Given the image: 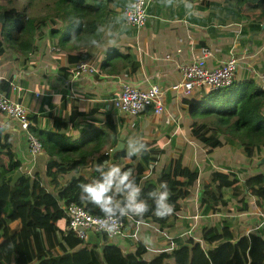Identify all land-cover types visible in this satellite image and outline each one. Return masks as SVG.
Returning a JSON list of instances; mask_svg holds the SVG:
<instances>
[{
	"label": "trees",
	"instance_id": "16d2710c",
	"mask_svg": "<svg viewBox=\"0 0 264 264\" xmlns=\"http://www.w3.org/2000/svg\"><path fill=\"white\" fill-rule=\"evenodd\" d=\"M31 1L33 0L28 2ZM37 1H45V8L52 12L54 25H58V20L63 23V32L58 41L61 46L73 35L79 41H86L90 34H94L97 24L108 21L113 5L121 8L125 6V0ZM199 1L204 6L212 3L211 0ZM234 1L239 5L238 9L223 7L229 16L232 19H249L251 17L248 16H253L251 27L261 29L264 24V0ZM250 2H254L251 8ZM247 8L252 9L253 13L247 12ZM77 20L80 22L77 23ZM45 22L44 17H29L23 7L6 8L0 3V56L4 54L5 46H8L22 55V58H26L27 53L35 47V34H39V29ZM57 32L54 26L51 34ZM113 56L114 52L101 64V68L111 66L109 63ZM89 57L87 50H80L68 53L66 60L67 63L75 65ZM124 57L130 58L128 55ZM128 62L131 70H136L139 66L133 59ZM10 89L8 81L0 80V90L8 94ZM200 91L205 93L196 101L184 98L182 103L187 105V113L193 118L189 124L190 135L202 143L208 152L230 143L231 140L223 139L219 128L213 122L199 121L198 118L202 116H213L217 125L242 136V152L248 158L252 157L255 150L264 148V90L252 78L235 80L229 87L215 91ZM83 115L84 112L72 109L69 122L62 118H53V131L33 129L47 155L45 175L50 178L51 190L41 185L38 173L34 174L32 181L25 173H21L17 182L11 185L13 175L20 171L21 163L13 151L9 136L4 130L0 131V169L4 172V175H0V222L3 224L7 220H18L21 208L24 209L23 222L9 231V239L0 243V264H264V224L254 232L240 234L228 217L204 225L200 230L201 241L193 237H173L172 249L161 251L151 261L144 258L146 248L140 242L134 251L127 253L112 244L104 245L98 252L96 246L90 248L86 241L78 239L73 232L60 230L58 223L66 224L63 203L75 202L90 214L103 215L97 207L81 200L79 185L88 183L99 175L95 171L97 164L106 162L110 165L116 164L122 158L129 159L124 148L117 150L112 156L108 153L96 156L93 150L100 146L98 143L86 148L85 144L88 142L76 143L65 133H61V130ZM144 142L148 151L141 156L132 157L121 168L133 170L136 182L142 186L141 198L148 201L150 209L142 219L128 217L122 221L127 222L129 218L132 221L150 218L163 229L171 226L178 212L185 207L186 198L191 194L200 173L197 167L184 165L182 153L178 152L176 157L163 165L156 177H146L147 166L151 165L152 172H156L159 154L164 151L156 148L154 141ZM83 168H91V175L86 179L79 174V170ZM152 172L150 173L153 174ZM71 173L75 175L73 179L69 176ZM234 173L211 170L208 179L203 182L199 208L207 213H218L223 208L230 212L228 199L224 197V192L229 190L230 198L242 203L235 210L247 209L248 199L245 195H251L256 197L255 206L264 213V173L251 175L242 183ZM66 175L69 177L63 179ZM161 182H167L170 190L169 203L174 206L173 213L165 218L153 214L154 205L148 198V193L157 189ZM29 190L30 194L25 196V192ZM201 242L208 243L209 246L204 247ZM32 245L36 250L34 255L31 251ZM13 252H18L19 256L14 257Z\"/></svg>",
	"mask_w": 264,
	"mask_h": 264
},
{
	"label": "crops",
	"instance_id": "0c3cea01",
	"mask_svg": "<svg viewBox=\"0 0 264 264\" xmlns=\"http://www.w3.org/2000/svg\"><path fill=\"white\" fill-rule=\"evenodd\" d=\"M154 12V6L150 4L148 10L149 17L145 27L139 30L127 28L124 34L120 36L118 39L119 42L117 43H122L121 47L124 51H121L123 53L120 54V52L119 56L117 55L118 52H114L115 56L111 58L109 63L114 64L116 69H111L113 66L111 67L110 65L101 68V63L100 65L98 64V66L96 65L97 71L94 73H83L79 77H72L71 69L74 65L67 63L66 56L68 53H73V50L66 52V54L56 53V51H61L62 49L59 47L61 46L60 44L58 46L59 48L57 47L55 43L57 38L55 37H58L59 41V35L56 36V33L54 35L51 34L52 29L49 33L45 30H39V34H35V47L27 53L26 58H22V55H19V53L5 47L4 54L0 56V80L12 81L21 88L18 91H14L12 87H10L11 89L8 96L20 101L27 108L31 121L30 131L34 133V128L53 131L54 117L62 118L64 121L69 122L72 109H76L84 112V115L79 116L67 128L61 130V133H65L73 142H88L85 144L86 148L88 145L98 143L100 146L96 150H93V154L96 156L102 153H108L112 156L114 154L112 151L113 148L119 141L122 142L123 140L122 129L129 130V127L124 125L122 128L120 114L123 113L113 107L111 98L119 91L120 84L123 81H127L138 87H147L151 84H156L163 89L164 95L166 96L165 113L153 115L151 111L146 110L138 117H134V121H131L128 125L134 127L137 125L136 122H138L139 119L144 118L151 124L147 125L148 131L143 132L145 136L142 138L143 141H155L153 145H156L158 142L160 144L164 143V138L166 137L171 139L177 131L178 126H176L173 131L168 132L167 135L162 134V130L163 128L165 129L166 126L163 125L162 117L168 116L167 114L170 113L173 103H181V106L184 105L182 103L184 98H175L174 93L169 89L171 83L180 79L178 64L181 62H189L194 59L199 54V47L203 44L210 42L213 46V44H218V42H220V38H227L222 37L223 35L208 37V35L212 33L211 31H213L212 27H210L209 30L206 28L207 31L204 32V36L206 37H201L199 40H193L192 36L189 38L187 37V40L184 38L180 41L170 40L166 34L167 40L163 39L160 41L157 38V34L150 37L147 35H139L138 33L140 32L154 30L152 25V22H154ZM196 19L194 23H199L200 20ZM262 26H264V24H262ZM59 32L62 33L63 29L62 31L58 30L57 33ZM46 33L47 36L44 37ZM187 33L188 30L186 29V35H188ZM237 33L239 36L242 35L240 31H236L235 36ZM170 35L172 37L174 36V34ZM182 35L184 36V33H182ZM165 36H163V38ZM39 37L42 38L38 39ZM222 41L220 43L221 45L216 47L215 58L208 61L209 66L215 65L218 60L222 61L226 59L224 55L229 46L228 42H226L227 40ZM147 48L148 51H146ZM235 48H238L236 44L232 45L230 50L233 51ZM222 50L224 51V55L219 54ZM230 50H228L229 53ZM89 53L90 57L85 61L92 63L94 55L91 52ZM236 53H238L242 59H240L241 66L237 70L235 80L240 81L245 78H252L258 86L256 77L258 73L264 70V68L260 72L255 70V64L260 66V60L257 56L252 57L249 53L246 54L245 50ZM124 55L130 56V58H125ZM166 55H169L168 59H166ZM108 57L109 56H107V58ZM114 59H133L137 61L139 66L136 70H131L128 60L127 64L123 66L113 63L112 60ZM120 68H124L126 71L125 77L121 76L119 72ZM57 97L60 99L57 100L56 104L54 101ZM190 123L191 122L188 124ZM0 124L7 125V129L4 130V133L9 136L13 151L21 163L20 172L25 173L30 181L33 180L34 174L38 173L41 177V185L51 190L50 178L45 175L47 155L44 150L42 153L32 154L27 146L25 131L19 127L17 122L7 119L2 113H0ZM117 125H120L119 128H117ZM113 128H115V130H113ZM79 138H83V141L79 142ZM115 138H117L116 142L114 141ZM159 139H161V141H158ZM169 139H167V142H169ZM197 141L198 140L195 139L194 143ZM194 143L192 144L196 145ZM162 148H165V146H161V149ZM220 149L223 150L222 153H218ZM185 151H187L188 154H186ZM193 151L194 153H189L188 149H184L179 153H182V162L184 165L198 168L200 175L196 183L197 186L195 185L192 188L191 194L186 198L185 207L178 212L177 218L171 226L160 229L159 225L150 218L136 226L131 219H128L126 227L119 237L108 242L107 240H103L104 238H102V236L95 234V237L94 235L91 236V240L86 242L87 245L90 246V248L96 246L97 251L100 252L104 245L112 244L119 247L123 253H127L134 251L137 243L140 242L146 248V252L143 255L144 258L151 261L161 252L160 250L173 244V237L179 236L182 239L189 237L194 238L196 234V236L200 237V230L204 225L219 222L225 217L230 219L232 226L237 228L240 234H247L261 228L264 224L261 218L263 212L255 206V200H253V198H250L252 200H248L247 209L237 213L238 217L241 216V221L240 225H238L239 223L235 225L237 218H234L233 215L235 214H232V210L241 206V202L232 200V203L230 201V196L228 198L224 196L228 199L231 211L227 212L225 208H223V211L218 213H212L211 211L207 213L203 208H199V202L197 203L198 198H194L192 193L196 190L200 200L203 182L208 179L210 171L213 169L235 172L234 174L240 179V183L251 175L260 172L264 173V150H255L252 157L248 158L239 147L230 142L211 152H208L201 143V145L197 146ZM171 158L169 157L163 165ZM121 160H125V162L129 161V159L122 158L117 161L116 164L118 165ZM186 160H188L189 163ZM203 164L207 165L205 171H203ZM162 167H160V169ZM159 170L152 173H158ZM79 174L83 179H86L91 175V168L80 169ZM69 176L71 179L75 177L73 173L69 174ZM69 176L66 175L63 179H67ZM200 180H202L201 184L199 183ZM21 220L22 219L19 218L16 221H5L3 225L7 224V227L10 228L8 230L10 231L18 225L17 222L21 224ZM12 226L14 227L11 229ZM58 226L60 230L66 228V224L63 225L62 222L58 223ZM6 237L8 238V235L3 233L0 243L7 240ZM146 238L147 242H145ZM208 246L209 244L207 243V247Z\"/></svg>",
	"mask_w": 264,
	"mask_h": 264
},
{
	"label": "rangeland",
	"instance_id": "374dc122",
	"mask_svg": "<svg viewBox=\"0 0 264 264\" xmlns=\"http://www.w3.org/2000/svg\"><path fill=\"white\" fill-rule=\"evenodd\" d=\"M28 1L29 0H0V3L6 8H9L11 6L23 7L25 9L26 14L29 17H34V18L44 17L46 19V22H45V25L39 29L40 31L45 30L49 33L50 30L53 28V26H56V28L59 31H62V29L64 27L63 23L61 21H59L56 16H54L58 20V25H54L55 21L51 18L52 12H50L48 9L45 8V4H44L45 1L44 2L37 1V0H33L31 2H28ZM211 1H212V3L209 6H204L202 3H200L199 0L191 1L194 5L195 15H193L192 17L189 18V17L185 16L184 9H183L182 5H179L176 7H171V8H165L159 3V0H152L151 4L154 6V10H155L154 22H152L154 30L153 31L152 30L144 31V32H140L138 34L139 35H147L149 37L157 34V38L160 41H162L163 39H166V36H165L166 34H167L168 39H170V40L180 41L183 38L187 40V37L189 38L190 36H192L193 40H199L201 37L202 38L206 37V36H204V32L207 31L206 28H208V30H209V28L212 27L213 31H211L212 33L209 34L208 37L223 35L222 37L227 38V39L220 38L219 39L220 42H218V44H213V47H219L221 45L220 43L222 40H227L226 42H228L229 48L226 50L225 55H224L223 50L220 51L219 54H223L224 57L227 58L229 55H231L230 54L231 52L234 54H237V56H239V54L236 52L245 50L246 54L249 53V55H251L252 57H254V56L258 57V59L260 60V66L255 64V70L257 72H260L264 68V26H262L261 29L252 28L251 22L253 21V16H248V17H251L249 19H244V18H240V17H236V18L232 19L231 16H229V14L227 13L226 9H223V7H233L234 9H238L239 5L236 4L234 0H211ZM253 3L254 2L249 3L250 8L252 7ZM112 9L113 10L110 14L109 19L111 17L121 13L122 8L113 5ZM246 11L249 12L250 14L253 13V10L249 9V8H247ZM247 12H245V13H247ZM196 18L200 19L199 23H194ZM184 28H186L188 30V33H187L188 35H186V29H184ZM262 28H263V30H262ZM236 31H240L242 33V35L239 36L237 33V35L235 36ZM169 33L174 34V36L172 37ZM182 33H184V36L182 35ZM123 34H124V32H123ZM57 35L60 36L61 32L56 33V36ZM37 36H39V35H37ZM46 36H47V33L45 34L44 37H46ZM163 36H165V37L163 38ZM42 37H39L38 39H40ZM55 38H57V40H55V43L58 47L59 46L58 37H55ZM117 42H119V41H117ZM222 42H225V41H222ZM189 43H190V41H189ZM209 44L212 46V44L210 42H209ZM234 44H236L238 48L237 49L235 48L233 51H231L230 47ZM121 46H122V43H119V44L117 43L116 46H114V47L106 45V47H108V50L106 52L103 51L102 49H95L94 50L95 55H94L93 60H92L93 62L91 61L92 64L94 66H96V65L98 66V64L100 65L101 63H103L106 60L107 56H110L111 53H113V52L120 53L121 51H124V49H122ZM5 47L9 48L8 46H5ZM59 47L62 49L61 50L62 52L58 50V51H56V53L66 54V52L71 51V50H73V52H78L80 50H87L85 40L71 41V39H69L68 43H66L63 46H59ZM12 50L13 49H11V51ZM228 50H230V53ZM146 51H148V48L146 49ZM166 51H169V50H166ZM122 53L123 52H121L120 54H122ZM112 62L115 63L116 65H123L124 66V64H127V59H121V60L120 59H114V60H112ZM144 64H145V62H144ZM111 67H112L111 69H113V68L116 69L114 64H111ZM119 72H120L121 76L125 77L126 71L124 70V68H120ZM203 93H205V92L200 91V92H197L195 94H192V95L186 97L185 99H188L189 101H196L199 97H201V95ZM170 110H171L169 113L170 115L167 114L168 116H166L168 119L165 116L162 117L163 118L162 119L163 125H166V126H165V129L163 128V130H162L163 132L162 131L161 132H162V134L167 135V133L170 131H173L176 126H178L177 127L178 129L171 139H169V137L165 136L166 138H164V143H162L163 145L160 144L159 142H158V144L154 145L158 149L161 148V146H165V148H162V150L164 152L159 154L160 160L158 163H156V170H159L160 167H162L163 163L166 160H168L169 157L170 158L176 157L177 153L182 152L184 149L185 150L188 149L189 153L190 152L194 153L193 149H195L197 146L201 145V143L198 141L194 143L195 139L190 136L188 123L191 122L193 120V118L187 113V105L181 106V103H178V104L173 103L172 109H170ZM120 115H121L120 120L122 121V128L124 125H127L126 127H129V130L122 129V134H123L122 142L124 144L126 143L127 139L130 136H138L141 138L145 137L143 135V132L148 131L147 125L151 124L147 119H144V118L139 119V121L136 122L137 123L136 126L130 127L128 124L131 121H134L135 118L134 117L132 118L130 116H126L123 114H120ZM198 120L199 121L213 122V124H215L219 128L221 136L223 139H225L226 141H228V139H230L231 142L235 146L239 147L242 150V144H241L242 136H240L237 133L231 132L229 130V128L227 129L224 126L217 125L216 121H215V117H213V116H202V117H199ZM153 125H155V124H153ZM158 125H160V124H158ZM167 139H169V142H167ZM78 141L82 142L83 138H79ZM148 141H150V140H148ZM158 141H161V139H159ZM192 143H194L196 145H193ZM261 150L263 151L264 148H261ZM222 152H223L222 149H220L218 151V153H222ZM185 153L188 154L187 151H185ZM186 161L189 163L188 160H186ZM125 163H126L125 160H121V162H119L118 165L120 167H122ZM203 165H204L203 171H205L207 165L206 164H203ZM147 170H148V172L145 174L146 177H148V176L156 177L158 175V173H154V174L150 173V172H152L151 165L147 166ZM0 175H4V172L2 169H0ZM199 183L201 184L202 180H200ZM196 186H197V184H196ZM199 188H200V186H199ZM229 193H230V191L226 190L224 192V196H226L228 198ZM29 194H30V190L26 191L24 195L28 196ZM192 196L194 198L197 197L199 200V194L197 195L196 190L193 191ZM245 198L248 200H252L250 198H253V200H255V197L251 196V195H245ZM198 200H197V203L199 202ZM230 201L232 202V199H230ZM20 212H21V216H22V217H20L22 219L21 220V223H22L23 219H24V209L21 208ZM239 212L240 211H236L235 209L232 210V214H235V215H233L234 218H237L235 225L237 223H239L238 225H240L241 216L238 217V215H237V213H239ZM7 222H10V221L7 220ZM17 224L19 225L20 222H17ZM209 224H211V223H209ZM13 227L14 226H12L11 229ZM8 229H10V228L7 227V224L3 225L2 222H0V239L2 238L3 233L8 235V238L6 237L7 239L10 238V233H9ZM196 235H194V238L198 239V236H196ZM31 251H32L33 255L36 253V250H34L33 245H32ZM13 256L18 257L19 256L18 252H13Z\"/></svg>",
	"mask_w": 264,
	"mask_h": 264
},
{
	"label": "built area",
	"instance_id": "2783aa9c",
	"mask_svg": "<svg viewBox=\"0 0 264 264\" xmlns=\"http://www.w3.org/2000/svg\"><path fill=\"white\" fill-rule=\"evenodd\" d=\"M152 0H135L137 7L129 12L132 17L127 28L139 30L145 27L148 21V10ZM125 6L122 11H125ZM216 47L205 43L199 47V54L189 62H181L178 64L180 79L169 85V89L174 93L175 98H186L200 90L215 91L218 89L229 87L235 80L237 70L240 68V56L230 53L225 60H218L215 65L209 66L208 61L215 58ZM169 55H166V59ZM97 67L89 61L80 60L71 69L72 77H79L83 73H94ZM258 86L264 90V70L258 73L256 77ZM10 87L14 91L21 88L19 85L8 81ZM113 107L125 115L138 117L146 110L151 111L153 115H161L165 113L166 96L163 89L156 84L147 87H138L123 81L120 84L119 91L111 98ZM0 113L7 119L17 122L19 127L25 131L27 146L32 154L43 152V144L41 140L30 131L31 121L27 108L18 100L11 98L8 94L0 90ZM233 172V171H231ZM62 207L66 214L65 231H71L74 235L86 241L88 233L92 232L96 235L104 237L108 242L119 237L126 222L120 221L119 229L113 235L102 231L98 225V220L103 217L95 216L88 213L85 208L75 202L63 203ZM264 222V213L261 214ZM131 219V218H129ZM132 220V219H131ZM144 220L133 221L136 226ZM248 234V233H247ZM201 241L200 237L195 239ZM204 247L206 243L201 242ZM169 245V243H168ZM174 244L166 246L160 251H169Z\"/></svg>",
	"mask_w": 264,
	"mask_h": 264
},
{
	"label": "clouds",
	"instance_id": "9594fccd",
	"mask_svg": "<svg viewBox=\"0 0 264 264\" xmlns=\"http://www.w3.org/2000/svg\"><path fill=\"white\" fill-rule=\"evenodd\" d=\"M165 8L183 6L186 17L195 15L194 5L191 0H159ZM137 7L135 0H125V11L111 17L108 21L97 24L94 34H90L85 41L87 52L95 55V49L107 51V46H116L118 39L127 30L131 20L129 12ZM77 23L80 21L77 20ZM73 35L71 41L77 40ZM56 98L54 103L57 104ZM120 125H117L119 128ZM7 125L0 124V131L6 130ZM127 158L141 156L148 148L141 137L130 136L123 145ZM95 171L99 174L88 183L79 185L81 200L97 207L103 217L98 220L102 231L109 235L116 233L123 218L135 217L142 219L149 211L147 200L141 198L142 186L136 182L132 169H122L117 164H97ZM149 200L154 205L153 214L159 218H165L174 211V206L169 203L170 190L167 182H161L159 187L148 193ZM147 242V238L145 240Z\"/></svg>",
	"mask_w": 264,
	"mask_h": 264
},
{
	"label": "water",
	"instance_id": "95a60500",
	"mask_svg": "<svg viewBox=\"0 0 264 264\" xmlns=\"http://www.w3.org/2000/svg\"><path fill=\"white\" fill-rule=\"evenodd\" d=\"M123 148V143L122 142H118L117 143V145L113 148V153H115L117 150H120V149H122ZM21 176V172L20 171H17L14 175H13V177H12V180H11V185H14L16 182H17V179H18V177H20ZM72 178H74V177H72ZM94 235V237H95V234L94 233H92V232H89L88 233V237H87V239H86V242H89L90 240H91V236H93Z\"/></svg>",
	"mask_w": 264,
	"mask_h": 264
}]
</instances>
